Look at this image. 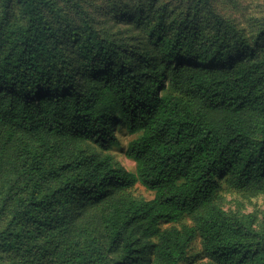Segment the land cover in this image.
Wrapping results in <instances>:
<instances>
[{"label": "trees", "instance_id": "trees-1", "mask_svg": "<svg viewBox=\"0 0 264 264\" xmlns=\"http://www.w3.org/2000/svg\"><path fill=\"white\" fill-rule=\"evenodd\" d=\"M16 2L27 25L0 56V165L26 135L45 146L38 162L60 154L68 172L48 193L32 189L0 234L26 217L39 228H91L100 235L87 234L92 245L103 237L104 256L119 254L92 264H180L197 237L202 264H264V237L251 219H230L216 202L222 178L245 195L264 194L263 75L203 66L199 45L166 37L159 21L155 42L166 58L150 50L135 65L96 39L95 50H81L82 68L64 59L58 66L51 44L61 6ZM120 126L136 135L124 151L134 172L107 152L119 145ZM136 182L153 197L132 195ZM183 216L190 223L178 225Z\"/></svg>", "mask_w": 264, "mask_h": 264}, {"label": "rangeland", "instance_id": "rangeland-1", "mask_svg": "<svg viewBox=\"0 0 264 264\" xmlns=\"http://www.w3.org/2000/svg\"><path fill=\"white\" fill-rule=\"evenodd\" d=\"M61 6L60 23L55 21L58 40L56 64L61 59L76 69L82 68V49H96L100 39L119 52L125 61L140 65L142 55L154 51L166 58L155 42L153 24L161 23L166 37L192 38L199 46L203 66L230 71L239 67L264 77V0H53ZM27 25V18L16 0H0V56L7 54L12 40ZM77 71V70H76ZM82 70L78 77L81 82ZM264 96V83L259 87ZM119 145L109 151L129 171L135 162L126 158L127 143L136 135L124 126L116 132ZM19 142L0 165V231L5 228L14 208L27 204L33 192L40 196L62 184L67 176L60 154L35 157L44 150L35 138L20 135ZM40 146V147H39ZM87 153L99 152L94 144L82 143ZM57 168L54 173L50 169ZM136 197L151 199L153 192L136 182L130 189ZM32 192V193H33ZM216 202L230 219H251L254 231L264 237V194L248 196L231 188L221 179ZM16 227L0 234V264H92L102 258L104 238L92 245L89 234L100 235L91 228H39L26 217ZM190 223L187 216L178 222ZM162 222L160 228L169 226ZM91 243V244H87ZM100 246L101 254L98 253ZM261 252H264L262 250ZM187 259L180 264H202L206 261L200 238L188 247ZM106 260L115 262L118 253H107Z\"/></svg>", "mask_w": 264, "mask_h": 264}]
</instances>
